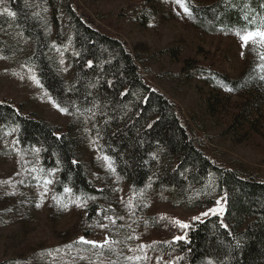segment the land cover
<instances>
[{"label": "rangeland", "instance_id": "1", "mask_svg": "<svg viewBox=\"0 0 264 264\" xmlns=\"http://www.w3.org/2000/svg\"><path fill=\"white\" fill-rule=\"evenodd\" d=\"M22 1L43 22L50 40L47 57L67 83L77 51L65 7L74 3L102 32L126 41L145 82L176 104L195 144L212 161L242 176L264 179V84L234 91L221 77L236 79L249 67L259 79L263 76L264 46L249 42L245 47L236 35L248 30L204 33L175 0ZM4 9L12 12L9 0H0V100L36 113L61 131L69 127L75 154L89 180L109 191L107 197L99 198L76 196L65 188L57 191V171L44 168L41 148L22 149L17 128L0 127V262L153 264L160 262L159 254L150 251L157 238L155 214H172L174 221L187 224L223 216L226 192L211 174L200 185L178 194L174 188H158L155 177L135 188L109 169L93 135L92 115L70 116L60 110L64 108L42 86L35 66L27 62L29 41ZM197 63L208 70L201 71ZM217 200L223 212L203 215L217 207ZM92 204L104 213L89 223L86 213ZM80 237L98 244L108 240L109 246L93 247L80 242ZM128 256L141 259L129 261Z\"/></svg>", "mask_w": 264, "mask_h": 264}, {"label": "trees", "instance_id": "2", "mask_svg": "<svg viewBox=\"0 0 264 264\" xmlns=\"http://www.w3.org/2000/svg\"><path fill=\"white\" fill-rule=\"evenodd\" d=\"M262 3L264 0H213L197 5L188 2V6L195 27L216 34L255 28L264 17ZM9 5L18 30L29 41L27 62L35 66L42 86L70 116L92 115L98 149L109 157L117 175L135 188L155 177L158 188H174L181 194L211 174L226 192L223 216L193 220L187 229L179 227L172 214H155L157 238L150 251L159 254L160 262L153 264H264V179L242 176L212 161L195 144L176 104L145 82L126 41L102 32L74 3L65 7L77 51L71 58L69 83L49 62L50 40L43 22L22 0H9ZM53 17L58 29V18ZM195 67L208 70L202 63ZM221 77L234 91L264 84L251 67L236 79ZM10 126L17 128L22 149L41 148L44 168L57 171V191L68 188L76 196L107 197L108 188L89 180L75 154L69 127L61 131L36 113L23 112L12 101L2 99L0 127ZM103 213L99 205L92 204L86 220L92 223ZM177 236L186 239H174Z\"/></svg>", "mask_w": 264, "mask_h": 264}, {"label": "snow or ice", "instance_id": "3", "mask_svg": "<svg viewBox=\"0 0 264 264\" xmlns=\"http://www.w3.org/2000/svg\"><path fill=\"white\" fill-rule=\"evenodd\" d=\"M175 3L179 4L180 7L183 9V12L185 14H190V8L189 6L186 5L185 0H175ZM261 7L264 8V3L261 4ZM5 12H7L8 16H15V13L8 11L7 9H4ZM250 23H254V21H250ZM237 36L240 37L241 41L243 42V46H247L249 44V42H251V44H260L261 46H264V17H261L259 20V23L256 25L255 28L248 30L247 32L241 34L240 32L236 33ZM243 55V53H242ZM261 60H264V52L261 53ZM91 61H89V66H91ZM264 67V66H262ZM31 79L35 80L36 78L33 76L31 77ZM261 79H264V76L261 77ZM229 91H231V89H229ZM61 111H67V109H60ZM151 126V125H150ZM103 159L105 161L109 160V157L104 156ZM108 167L109 169H112V165L111 163H108ZM114 170V169H113ZM45 183H51V181H45ZM150 186V185H149ZM70 191V189L65 188V192ZM217 207L211 208L208 210V212L203 213V215L207 216L209 212L216 214V213H222L223 212V207L220 206L221 205V201L217 200L216 201ZM39 206V205H37ZM82 206V205H79ZM194 219H198V218H194ZM175 223L184 229H187L189 227V225L187 223H183L179 220L175 221ZM174 239L176 240H185L186 236H177ZM80 242L82 243H87V244H91L93 247H100V248H104V247H108L109 246V241L105 240L102 244H98L96 241H87L84 239V237H80ZM142 248L145 246H141ZM127 260L131 261V260H139L141 259V257H133V256H128L126 257ZM111 264V262H110ZM209 264H212L211 261H209Z\"/></svg>", "mask_w": 264, "mask_h": 264}]
</instances>
